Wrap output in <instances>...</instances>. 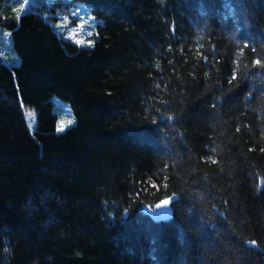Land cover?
Returning a JSON list of instances; mask_svg holds the SVG:
<instances>
[{
	"label": "trees",
	"instance_id": "trees-1",
	"mask_svg": "<svg viewBox=\"0 0 264 264\" xmlns=\"http://www.w3.org/2000/svg\"><path fill=\"white\" fill-rule=\"evenodd\" d=\"M75 1L0 0V264H264V0Z\"/></svg>",
	"mask_w": 264,
	"mask_h": 264
},
{
	"label": "rangeland",
	"instance_id": "rangeland-1",
	"mask_svg": "<svg viewBox=\"0 0 264 264\" xmlns=\"http://www.w3.org/2000/svg\"><path fill=\"white\" fill-rule=\"evenodd\" d=\"M23 4H18L15 9H24V3L29 5H43L48 8V12L45 15H51L54 18L50 22L51 26L59 32H63L69 36V33L75 29L78 32L77 38H82L85 41L92 40L93 35L96 33V27L100 22L93 14L90 12L89 7L86 3L75 0H22ZM38 3V4H36ZM53 8V10L51 9ZM21 10V11H22ZM67 17V19H65ZM83 23L84 27L82 29L79 28V25ZM60 25V27H57ZM7 29L0 27V58L6 64H14L16 65L19 61L17 54L14 52L10 37H7ZM89 33H92L89 36ZM9 35V34H8ZM71 40V39H70ZM72 41V40H71ZM73 42V41H72ZM12 53L14 59L12 62H6L3 56ZM7 61H10L7 59ZM53 104V112L57 115V121L55 125V129L58 124L61 122L68 120L69 117H72L70 108L66 102L59 99L58 97H52ZM61 110V113H59ZM23 114L26 121V125L29 131H33L35 129V118L32 110L24 109ZM73 119V118H72ZM57 132V131H56Z\"/></svg>",
	"mask_w": 264,
	"mask_h": 264
},
{
	"label": "snow or ice",
	"instance_id": "snow-or-ice-1",
	"mask_svg": "<svg viewBox=\"0 0 264 264\" xmlns=\"http://www.w3.org/2000/svg\"><path fill=\"white\" fill-rule=\"evenodd\" d=\"M22 7H21V9H17L16 10V13H17L18 17H19V14H20L21 10H22ZM65 19H67V17H65ZM57 27H60V25H57ZM83 27H84V25H83V23H81L79 25V28L82 29ZM91 35H92V33H89V36H91ZM77 37H78V32L75 29H73L69 33V36H68V38L71 39L78 46H87L89 48L94 47V45H95V41L94 40L85 41L84 39L77 38ZM74 123H75V121L73 119H68V120H65V121L61 122L60 124H58V126L56 128L57 133H62L64 131H66L67 128L71 127ZM168 203H170V201Z\"/></svg>",
	"mask_w": 264,
	"mask_h": 264
},
{
	"label": "water",
	"instance_id": "water-1",
	"mask_svg": "<svg viewBox=\"0 0 264 264\" xmlns=\"http://www.w3.org/2000/svg\"><path fill=\"white\" fill-rule=\"evenodd\" d=\"M175 198V195L164 198L156 203L153 208L146 207L145 212H147L153 219L156 220L167 219L171 216V203ZM169 201L170 203H168Z\"/></svg>",
	"mask_w": 264,
	"mask_h": 264
}]
</instances>
